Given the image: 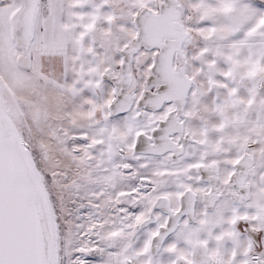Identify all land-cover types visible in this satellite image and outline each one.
Instances as JSON below:
<instances>
[{"label": "snow or ice", "instance_id": "snow-or-ice-1", "mask_svg": "<svg viewBox=\"0 0 264 264\" xmlns=\"http://www.w3.org/2000/svg\"><path fill=\"white\" fill-rule=\"evenodd\" d=\"M0 264H264V0H0Z\"/></svg>", "mask_w": 264, "mask_h": 264}]
</instances>
